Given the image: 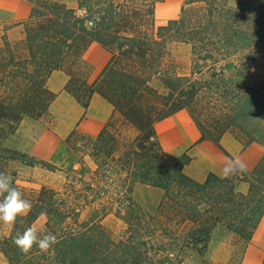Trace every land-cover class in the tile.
<instances>
[{
    "label": "trees",
    "instance_id": "trees-1",
    "mask_svg": "<svg viewBox=\"0 0 264 264\" xmlns=\"http://www.w3.org/2000/svg\"><path fill=\"white\" fill-rule=\"evenodd\" d=\"M27 1L31 11L21 23L23 38L3 39L0 46V143L27 124L44 128L43 135L33 136L34 146L50 134L59 141L48 125L55 94L46 84L55 70L70 76L65 90L84 109L98 93L115 115L98 135L74 130L67 137L69 148L88 155L95 169L71 168L63 190L25 189L8 166L14 158L59 170L50 162L22 150L7 149L0 156V171L12 175L32 203L8 235L0 224V252L9 264H186L192 256L199 264H215L206 254L218 226L250 241L264 218V156L245 175L223 179L210 173L199 182L186 173L188 154L163 150L155 124L186 110L201 141L222 149L221 138L233 132L245 147L264 145V87L249 82L257 53L264 50V0L235 5L186 0L179 17L161 26L155 25L161 0H78L76 7L59 0ZM92 43L111 58L90 84L80 62ZM153 79L166 94L151 85ZM130 182L164 192L155 213L129 195ZM239 182L249 185L246 193L237 190ZM75 195L105 196V202L81 221ZM110 214L126 226L118 239L102 223ZM30 226L54 233L57 244L47 253L34 247L22 254L13 238Z\"/></svg>",
    "mask_w": 264,
    "mask_h": 264
},
{
    "label": "rangeland",
    "instance_id": "rangeland-1",
    "mask_svg": "<svg viewBox=\"0 0 264 264\" xmlns=\"http://www.w3.org/2000/svg\"><path fill=\"white\" fill-rule=\"evenodd\" d=\"M59 1L65 3L69 7H76L78 4V0ZM238 1L239 0H231V4L235 5ZM185 2L186 0H161L158 2L155 11V25H166L169 21L177 19ZM30 11L31 4L27 0H0V45L3 44V39L14 42L18 41L13 40L15 37L23 38L24 27H19V25L28 18ZM17 30H20V32ZM9 34L11 35L10 37ZM83 69L85 74L86 70L85 68ZM249 82L254 86L264 87V50H260L257 53L252 66ZM151 85L160 93L166 94V90L159 80L153 79ZM46 121L48 120L46 119ZM48 125L53 128V123ZM43 129L44 128L33 124H27L21 128L19 135L14 139L5 140L0 143V156H3L7 149L14 152H20V150H22L41 161L44 160L46 164L50 162L59 169L51 170L50 167L41 164L31 165V163H25L22 159L11 158L8 160V166L16 173L19 186L25 189L49 186L56 190H63L64 187L67 186L71 168L80 167L82 169H95V165L88 155L84 153H74L67 145L66 140L63 141L59 138V141H57L51 134L45 137L42 136L40 143L38 142L39 145L34 146L33 136L35 134L38 135V131L43 135ZM127 131H129L131 135L137 134V131L130 126H128ZM15 139H21V143H18ZM76 140H81V137H77ZM61 145L64 146L66 150H61L57 153L56 151ZM67 151L75 158L71 165H69V153ZM161 192L163 191L161 190ZM163 196L164 192L161 200L155 204L153 208H148L140 204L151 213H155L163 200ZM75 197H77L80 204L81 221H88L93 215L95 208H98L101 202H105V196L102 198L101 196H96L94 198L89 197L87 200H84L81 195H75ZM155 197L157 196L152 194V198L155 199ZM43 221V219L39 220L37 225H42ZM102 223L117 239L125 232V224L113 214L104 218ZM11 227L12 226L9 225H3L2 233L8 235ZM206 258L208 261L215 264H262L264 259V222L259 227L256 236L254 235V239L252 238L248 242L233 235L225 227L218 226L212 235ZM0 264H9L6 257L1 252ZM186 264H199V260L192 256L187 260Z\"/></svg>",
    "mask_w": 264,
    "mask_h": 264
},
{
    "label": "crops",
    "instance_id": "crops-1",
    "mask_svg": "<svg viewBox=\"0 0 264 264\" xmlns=\"http://www.w3.org/2000/svg\"><path fill=\"white\" fill-rule=\"evenodd\" d=\"M17 31L20 32V30ZM19 39L22 37L13 38V40ZM110 58V53L100 44L92 43L89 46L80 62L81 67L86 70L85 76L88 83L91 84L96 80L108 65ZM69 79L70 76L63 70H55L47 80V88L55 94L49 108L54 119L53 132L63 141L74 130L87 135H98L115 115L114 106L103 96L95 93L90 99L88 108L84 109L65 90ZM262 127L264 129V121ZM155 133L164 151L176 156L188 154L192 158L191 164L186 168V173L199 182H203L210 173L222 177L223 168L232 159L243 161L248 170H252L264 156V145L254 143L245 147L232 132L225 133L221 138L222 149L212 141H201L199 129L186 110H181L157 122ZM61 150H66V148L61 145L56 152ZM68 156L69 165H71L75 158L70 153ZM248 189L249 185L245 182H239L237 185V190L242 193H246ZM127 191L148 208H153L163 195L160 189L137 182H130ZM152 194L157 197L152 198ZM263 222L264 218L255 231V236Z\"/></svg>",
    "mask_w": 264,
    "mask_h": 264
},
{
    "label": "clouds",
    "instance_id": "clouds-1",
    "mask_svg": "<svg viewBox=\"0 0 264 264\" xmlns=\"http://www.w3.org/2000/svg\"><path fill=\"white\" fill-rule=\"evenodd\" d=\"M223 179H231L237 175H245L248 168L239 159L230 160L223 168ZM202 205L197 206V211L202 210ZM32 209L30 200L25 199L23 193L14 185L12 175L0 171V224L14 226L17 219L26 216ZM57 236L54 233L38 230L30 226L23 233H17L13 238L14 245L22 254H29L33 248L41 253H47L57 244Z\"/></svg>",
    "mask_w": 264,
    "mask_h": 264
}]
</instances>
